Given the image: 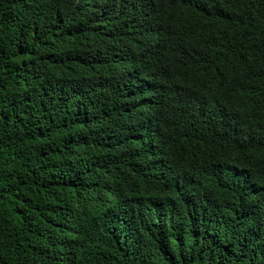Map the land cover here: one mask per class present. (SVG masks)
I'll use <instances>...</instances> for the list:
<instances>
[{
    "label": "trees",
    "instance_id": "obj_1",
    "mask_svg": "<svg viewBox=\"0 0 264 264\" xmlns=\"http://www.w3.org/2000/svg\"><path fill=\"white\" fill-rule=\"evenodd\" d=\"M0 264H264V0H0Z\"/></svg>",
    "mask_w": 264,
    "mask_h": 264
}]
</instances>
